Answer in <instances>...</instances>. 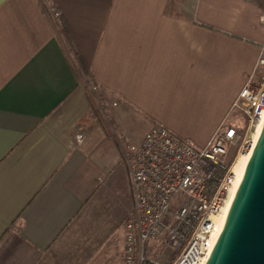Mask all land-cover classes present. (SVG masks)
Listing matches in <instances>:
<instances>
[{
  "label": "crops",
  "instance_id": "obj_1",
  "mask_svg": "<svg viewBox=\"0 0 264 264\" xmlns=\"http://www.w3.org/2000/svg\"><path fill=\"white\" fill-rule=\"evenodd\" d=\"M263 5L49 0L108 103L115 131L95 116L38 1L0 0V264H46L66 230L120 183L131 213L119 133L137 145L163 126L206 146L255 69ZM129 121L139 138L130 136Z\"/></svg>",
  "mask_w": 264,
  "mask_h": 264
},
{
  "label": "built area",
  "instance_id": "obj_2",
  "mask_svg": "<svg viewBox=\"0 0 264 264\" xmlns=\"http://www.w3.org/2000/svg\"><path fill=\"white\" fill-rule=\"evenodd\" d=\"M58 15V14H57ZM264 26V13L259 16ZM247 133L264 124V44L253 73L233 103ZM242 128L225 125L204 147L154 126L140 145H128L133 211L125 225L123 264H162L148 255L151 242L180 251L173 264H206L219 238L217 223L236 183L230 150ZM254 138V136H253ZM253 138L239 153H248Z\"/></svg>",
  "mask_w": 264,
  "mask_h": 264
},
{
  "label": "rangeland",
  "instance_id": "obj_3",
  "mask_svg": "<svg viewBox=\"0 0 264 264\" xmlns=\"http://www.w3.org/2000/svg\"><path fill=\"white\" fill-rule=\"evenodd\" d=\"M179 9L176 5L173 6L174 12H179ZM50 12L55 14L56 19H59L56 16L58 14L56 8L53 7ZM68 49L71 52L72 62L80 77V83L86 88L88 99L90 94L103 116L106 126H110L117 131L113 118L107 112L109 106L103 98L101 90L93 82L90 72L86 71L75 58L72 46L69 44ZM91 107L95 114L92 104ZM229 124L242 128L241 138L230 150V159L237 162L243 155L239 153V147L242 145L243 140L246 138L251 140L254 133L246 132L247 126L244 120L235 112H232V115L227 118L225 125ZM134 129H137L134 126V122L129 121L127 130L130 131V136L134 139L139 138V133ZM119 134L120 141L125 143L124 158L126 160V149L132 143H126L125 139L121 138L123 135ZM128 206L129 198L126 185L125 183H120L114 192L101 197L99 203L93 207L92 213L76 220L66 230L56 248L47 256L46 264H123L125 225L131 214L129 213L127 216ZM148 255L151 259L159 260L162 264H173L178 259L180 251L162 242H151L148 245Z\"/></svg>",
  "mask_w": 264,
  "mask_h": 264
},
{
  "label": "water",
  "instance_id": "obj_4",
  "mask_svg": "<svg viewBox=\"0 0 264 264\" xmlns=\"http://www.w3.org/2000/svg\"><path fill=\"white\" fill-rule=\"evenodd\" d=\"M206 264H264V124Z\"/></svg>",
  "mask_w": 264,
  "mask_h": 264
},
{
  "label": "trees",
  "instance_id": "obj_5",
  "mask_svg": "<svg viewBox=\"0 0 264 264\" xmlns=\"http://www.w3.org/2000/svg\"><path fill=\"white\" fill-rule=\"evenodd\" d=\"M41 9H42V12L44 13V15L47 17L48 21L50 22L52 28L54 29L55 33H56V36L58 37L61 45H62V48L66 54V56L68 57V59L70 60L72 66L75 68L74 66V63L72 62V57H71V52L70 50L68 49V44L70 46H72V52L74 53L75 55V58L78 60V62L81 64V66L89 72V68L87 67L86 63H85V60L81 54V52L79 51L78 49V46L76 44V41L72 35V32L71 30L69 29L67 23L65 22L64 19H60V29L58 28V24L54 21L53 19V16L50 12V8L48 6V2L49 0H37ZM76 70V68H75ZM77 72V71H76ZM89 99H90V102L93 106V109L95 111V114L97 116V118L99 119L100 123L105 127L107 128L106 124H105V121L103 119V116L101 115V113L99 112L98 108L96 107V104L95 102L92 100V97L91 95L89 94Z\"/></svg>",
  "mask_w": 264,
  "mask_h": 264
},
{
  "label": "bare ground",
  "instance_id": "obj_6",
  "mask_svg": "<svg viewBox=\"0 0 264 264\" xmlns=\"http://www.w3.org/2000/svg\"><path fill=\"white\" fill-rule=\"evenodd\" d=\"M261 129H262V125L258 128L257 132L254 134V138H253V144L251 149L249 150L248 153L243 154L239 160H237L236 164H235V174H236V183L234 186L233 191L230 194V197L228 199V202L224 208V211L222 213V215L220 217H218L217 223L219 225V230L222 231L225 221L227 219L228 213H229V209L231 207V204L233 202V199L238 191V188L240 186V183L242 181V178L244 176V173L246 171L247 165L249 163L250 157L252 155V152L254 150V147L258 141L259 135L261 133ZM221 233V232H220ZM220 236V235H219ZM210 257V256H209ZM209 259V258H208ZM207 259V261H208Z\"/></svg>",
  "mask_w": 264,
  "mask_h": 264
}]
</instances>
